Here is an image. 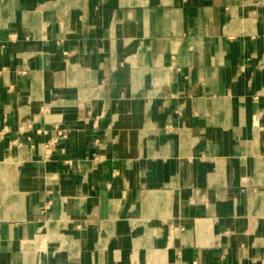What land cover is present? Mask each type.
Wrapping results in <instances>:
<instances>
[{
  "label": "crops",
  "instance_id": "1",
  "mask_svg": "<svg viewBox=\"0 0 264 264\" xmlns=\"http://www.w3.org/2000/svg\"><path fill=\"white\" fill-rule=\"evenodd\" d=\"M0 264H264V0H0Z\"/></svg>",
  "mask_w": 264,
  "mask_h": 264
},
{
  "label": "built area",
  "instance_id": "2",
  "mask_svg": "<svg viewBox=\"0 0 264 264\" xmlns=\"http://www.w3.org/2000/svg\"><path fill=\"white\" fill-rule=\"evenodd\" d=\"M51 154V148H47V155Z\"/></svg>",
  "mask_w": 264,
  "mask_h": 264
}]
</instances>
